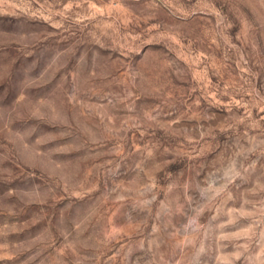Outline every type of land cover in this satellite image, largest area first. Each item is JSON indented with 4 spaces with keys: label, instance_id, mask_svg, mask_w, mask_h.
I'll return each mask as SVG.
<instances>
[{
    "label": "rangeland",
    "instance_id": "1",
    "mask_svg": "<svg viewBox=\"0 0 264 264\" xmlns=\"http://www.w3.org/2000/svg\"><path fill=\"white\" fill-rule=\"evenodd\" d=\"M0 264H264V0H0Z\"/></svg>",
    "mask_w": 264,
    "mask_h": 264
}]
</instances>
